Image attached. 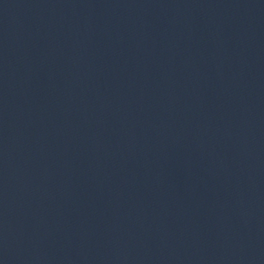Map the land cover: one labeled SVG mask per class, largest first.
<instances>
[{
    "label": "water",
    "instance_id": "1",
    "mask_svg": "<svg viewBox=\"0 0 264 264\" xmlns=\"http://www.w3.org/2000/svg\"><path fill=\"white\" fill-rule=\"evenodd\" d=\"M0 264H264V0H0Z\"/></svg>",
    "mask_w": 264,
    "mask_h": 264
}]
</instances>
